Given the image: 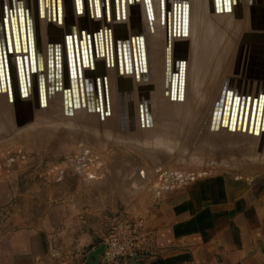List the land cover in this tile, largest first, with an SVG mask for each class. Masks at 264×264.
I'll use <instances>...</instances> for the list:
<instances>
[{
    "label": "bare ground",
    "instance_id": "6f19581e",
    "mask_svg": "<svg viewBox=\"0 0 264 264\" xmlns=\"http://www.w3.org/2000/svg\"><path fill=\"white\" fill-rule=\"evenodd\" d=\"M75 1H60L62 10L57 17L55 0H28L35 14L36 23H39L41 27L45 48L52 45L63 47L66 43L65 37L69 33H72L73 39L79 43L83 29L92 32L96 27L102 31L105 27L110 28L107 34L101 33L100 35L98 44L100 46L105 44V50L100 52L97 59H93L96 69L92 71L89 69L81 70L82 74L87 76H100L102 78L106 75L109 100L112 104L109 115L102 119L97 113L88 112L85 108L73 110V114L68 115L64 113L63 92L55 93L52 98L46 101V105L44 102L40 105L35 88L32 95L27 97H25L24 91L15 89L11 96L14 97L13 101L9 100V96L3 92L4 88H2V90L0 89V133L5 132L6 135L12 136L14 132L20 130L17 129L16 120L18 118L24 119L29 114H33L34 119L49 116L50 118L70 120L77 125H86V127L93 129L97 126L99 134L101 132L105 137H117V139L140 141L141 131H145L146 134L148 133L146 137L150 138L151 142L168 146L172 150L174 144L178 142L181 146L185 145L183 148H188L192 144V149L190 148L189 152H196L197 150H193L196 148L210 156L214 154H217L215 156H226L230 153L231 155L227 156L240 159L245 156H254L256 151L264 147V131H262L264 119L262 121V118H257L256 127L249 128V115L244 120L242 114L241 121L235 120V116H233L232 125L229 128L225 126L226 123H230L229 116L219 114L217 122L213 126L211 124L215 103L222 96L221 92L229 89L228 85L232 83L231 79L233 83L237 80L249 83L250 79H256L257 85L255 83L254 88L250 89L251 101L256 86L258 91L264 87V0H226L227 6L232 8L231 12L223 10V4L221 5L220 0H218V4L216 0H189L188 24L182 23L180 17L179 25L177 23L175 25V32L172 31L173 18L169 13L170 6L171 10L173 9V0H164L161 11L160 1L153 0L155 18L152 21V27H149L151 21L148 20L142 0H114L115 7L111 15H107V18L102 14L101 0H95L97 2L96 8L93 7L92 0H90L91 6L90 4L86 6L83 2L84 7H81L80 3L76 5ZM39 3H41V11L36 12ZM169 27H171V31ZM137 30H143L147 33V76L142 75L141 77L138 59H135L132 66L126 70L123 67H118L115 60L114 67H107L106 58L112 57L111 49L114 52L115 38L131 37ZM242 30L247 31L244 34ZM237 54L241 59L240 72H237V64L235 63ZM113 56L115 59L114 53ZM175 56L179 60H185L181 62L182 73L180 77L182 84L175 87L176 77L174 76L173 99H171L169 80L174 70ZM232 58L234 61L228 74H223V72L228 71L227 65L230 63L229 59ZM218 87L221 88L220 94L217 95L216 93V98V95L210 98L209 94ZM243 87L242 85L241 89ZM248 87L250 86L247 85V91ZM128 88H133L136 96L138 92L149 94L151 103L150 109L146 110L143 118H140L137 109V119L134 120L135 122L138 120V125L136 124L135 130L122 132L118 127L117 93ZM80 90V97L82 101H85L84 85L80 86ZM232 90L233 93H229L228 99H225L228 107L229 101L234 96V87ZM167 92L169 95L166 94ZM69 95L71 97V92L67 94L68 98ZM75 96L77 99L76 84ZM135 98L138 99V97ZM258 98L262 102L264 93L262 92ZM236 111L235 107L234 115H236ZM197 113L199 116L195 119ZM223 118H225V122H222ZM128 120H131L130 111L123 119L124 122ZM68 122H61L60 124ZM234 125L236 126L235 129H233ZM29 126H32V123ZM1 138L3 136H0ZM93 155V151L81 149L77 157L79 166L82 162L81 159H85L83 163L87 162L83 171L90 174L85 173V178L97 179L101 174L102 169L98 172L99 176L94 173L91 174L93 171H91L90 164L95 163ZM97 164L100 165V162ZM69 166L77 165L72 163ZM141 174L144 175L145 172L141 171ZM55 175L57 176L58 173ZM186 175L193 179L196 176V174L193 175V172ZM186 179L185 176L182 178L180 176L177 179L173 178L172 183L178 182L181 185L190 180ZM180 180L181 182H179ZM157 182L155 186H152L155 194L163 191L162 188L167 184L166 181L165 184L161 183L162 185L158 184L161 182L160 180Z\"/></svg>",
    "mask_w": 264,
    "mask_h": 264
},
{
    "label": "crops",
    "instance_id": "0c3cea01",
    "mask_svg": "<svg viewBox=\"0 0 264 264\" xmlns=\"http://www.w3.org/2000/svg\"><path fill=\"white\" fill-rule=\"evenodd\" d=\"M249 83L257 85L255 78ZM261 149L233 162L236 175H198L146 203L140 212L151 241L138 264H264V175H255L264 171ZM123 173L130 187L136 172ZM77 195H53L37 215L18 203L6 207L0 264H97L99 214L119 206L103 197L89 204Z\"/></svg>",
    "mask_w": 264,
    "mask_h": 264
},
{
    "label": "water",
    "instance_id": "95a60500",
    "mask_svg": "<svg viewBox=\"0 0 264 264\" xmlns=\"http://www.w3.org/2000/svg\"><path fill=\"white\" fill-rule=\"evenodd\" d=\"M55 1V14L58 17L62 10L60 2L62 0ZM159 1L161 11V5L164 0ZM83 2L86 6L89 4L91 6L90 0L75 1L76 5L80 3L81 7H84ZM142 2L145 5L148 20L151 21L149 22V27H152V21L155 18L153 0H142ZM220 2L221 5L223 4L222 7L225 12L232 11L231 6H227L226 0H220ZM92 3L93 7L96 8L97 2L92 0ZM216 3L218 4V0H216ZM40 4L38 9L36 8V12L41 11ZM101 4L102 14L107 18V15H111L115 7L114 0H101ZM189 6V0H173V9L171 10L170 6L169 10L173 18V32L176 31V23L179 25L180 17L182 18V23L188 24ZM169 28L171 31V27ZM109 29L105 27L104 31H102V29L96 27L92 32L83 29L79 43L73 39L72 33H69L65 37L66 43L63 47L52 45L45 48L41 27L39 23H36L35 14L28 0H0V89L4 88L3 92L9 96L10 101H13L14 97L11 96L15 89L24 91V95L27 97L28 95H32L35 88L40 105L43 102L46 105V101L52 98L55 93L63 92L64 113L69 115L73 114V110L85 108L88 112L97 113L103 119L109 115L110 106L112 105L108 95L107 77L106 75L102 78L100 76H87L82 74L81 70L89 69L92 71L96 69L93 59H97L100 52L105 50V44L101 45L102 48L98 44L100 35L101 33L107 34ZM146 35L145 31L137 30L131 37L115 38L114 52L111 49L112 57L106 58L107 67H114L115 60L118 67H123L126 70L129 66H132V62L135 59H138L141 77L142 75L147 76ZM74 41L76 42L75 44ZM166 47L168 48V45ZM184 60H179L176 56L174 57V70L169 80L171 99H173L174 76L176 77L175 87L182 84L180 77L182 73L181 62ZM235 63L238 67V63H240L239 55ZM231 82L228 85L229 89L227 91L223 90L221 92L222 96L215 103L211 124L213 126L217 122L219 114L222 116L227 115L229 116L230 123H226L225 126L230 128L232 117L235 116V120L239 119L241 121V115L243 114L244 120L248 118V115L250 116L249 128H252V126H255L258 117L259 119L262 118V121L264 119V100L261 102L260 98L257 99L262 92L264 93V87L260 88L259 91L256 88L251 101V88L248 87L247 91V82L237 80L233 83L232 79ZM75 84L78 93L77 99L75 96ZM83 85L85 89V101H82L80 97V86ZM242 85L244 87L241 89ZM232 87L235 89L234 96L229 101L228 107L225 101L228 99V94L233 93ZM70 92L71 97L69 95L68 98L67 94H70ZM169 92L166 94L169 95ZM135 97H138V99ZM174 99H176L175 96ZM150 103V95L147 93L142 94L138 92L136 96L133 88L118 91L117 108L120 131L128 132L135 130L138 125V120L136 122L134 120L137 119V109L139 110L140 118H143L146 110L150 109ZM235 107L237 110L236 115H234ZM129 111L131 120L124 122L123 119L126 118ZM217 112H219L218 117L216 116ZM16 121L17 129H21L24 126L22 125L24 122H28L27 125L25 124L26 126L34 122V115L29 114L26 118H18ZM222 122H225V118L222 119ZM141 125L144 126V124ZM235 128L236 126L234 125L233 129ZM262 131H264V127ZM5 136L11 135H4L3 137ZM138 170L136 172L137 183L143 184L145 178L139 179ZM101 249L102 247L100 246L98 253L101 252Z\"/></svg>",
    "mask_w": 264,
    "mask_h": 264
},
{
    "label": "rangeland",
    "instance_id": "374dc122",
    "mask_svg": "<svg viewBox=\"0 0 264 264\" xmlns=\"http://www.w3.org/2000/svg\"><path fill=\"white\" fill-rule=\"evenodd\" d=\"M242 31L245 34L247 30ZM230 61H232L230 62L231 66L234 58ZM240 66L241 63L237 67V72H240ZM234 75L236 74L234 73ZM220 92V87L216 90L213 89L209 94L210 98ZM198 116L197 113L195 119ZM67 121L69 122L66 124H60ZM25 124L27 125L28 122H24L22 124L24 126L14 132L12 136L0 139V231L5 229L6 217L9 214L6 207L10 204L18 203L30 213L37 215L43 210L46 199H51L53 195L57 194L72 193L73 195L78 194L80 198H85V202H89V204L101 202L102 197L111 199L118 204L119 209H127L132 214L142 216L140 211L146 203L150 204L167 190L183 185L178 186V182L172 183L173 178L185 176L186 180L191 179L189 175H186L190 172L196 176L211 171L234 174L237 168L233 162L238 160V157L227 156L231 155L230 153L226 156H215L217 154L210 156L196 148L193 149L197 150L196 152H189L192 144L188 148H183L185 145H179L180 142L175 143L172 150L168 146L166 148L156 142H151L150 138L146 137L148 133L146 134L145 131H141L143 138L140 136V141L143 142L138 143L137 140L105 137L101 132L99 134L97 126L93 129L61 118L43 116L34 119L32 123L34 127H28ZM4 135H6L5 132L0 133V136ZM145 138H147L146 141ZM81 149L94 152L95 163H92L90 168L95 173L102 169L101 177L97 173L99 176L97 179L85 178L86 180H81L77 172L67 169H64L61 178L55 176L56 168L63 166L64 162L74 159ZM170 149L171 151H169ZM249 160L253 161L252 158ZM98 162H100V166L97 164ZM132 168L134 172H137L139 168L138 177L140 180L145 178V182L138 184L137 179L134 181V178L130 181V187H126L123 184V176H125L123 171ZM141 171H144L145 174H141ZM169 171L171 172L169 173ZM194 172L196 173L194 174ZM201 172L203 173L201 174ZM255 175H264V171L256 170ZM165 181L167 188L164 185L165 187L162 188L164 190L155 194L152 186H155L156 182L160 185H162L161 183L165 184ZM171 185L174 186L170 187ZM130 188H133L132 191H129Z\"/></svg>",
    "mask_w": 264,
    "mask_h": 264
},
{
    "label": "built area",
    "instance_id": "2783aa9c",
    "mask_svg": "<svg viewBox=\"0 0 264 264\" xmlns=\"http://www.w3.org/2000/svg\"><path fill=\"white\" fill-rule=\"evenodd\" d=\"M78 155L74 159L64 162L63 166L56 168L57 176L61 178L64 169H67L77 172L81 180H86L85 173L88 174V172H84L83 168L87 166V162L83 163L85 160L83 158L79 166ZM72 163L77 166H69ZM93 173L97 174L98 172H91V174ZM99 221L101 227L98 232L99 245L102 249L97 264H138L141 251L146 249L151 241V235L145 226L144 218L127 210L117 209L101 212Z\"/></svg>",
    "mask_w": 264,
    "mask_h": 264
}]
</instances>
